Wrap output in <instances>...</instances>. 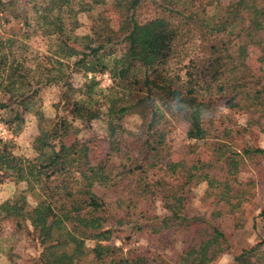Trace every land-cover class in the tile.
Masks as SVG:
<instances>
[{"label":"trees","instance_id":"obj_1","mask_svg":"<svg viewBox=\"0 0 264 264\" xmlns=\"http://www.w3.org/2000/svg\"><path fill=\"white\" fill-rule=\"evenodd\" d=\"M107 2L31 0L33 25L25 19L24 27L54 43L47 53L26 44L32 34L26 30L0 37V112L8 130L21 131L33 109L34 88L45 84L59 88L67 114L51 122L34 110L39 133L31 161L15 155L12 141L0 139V183L10 179L25 186L0 204V239L4 224L31 229L41 253L23 264H160L121 241L107 243L123 228L146 226L154 236L169 233V245L180 242L175 264H214L230 249L229 240L211 224L219 209L208 221L194 212L192 185L205 183L217 206L231 207V183L240 169L236 156L264 151L236 153L225 143L214 144L212 156L226 173L218 175L213 161L198 173L185 159L169 158L166 116L185 123L189 141L207 145L232 140L237 122L223 107L248 121L258 113L264 117V83L247 65L251 56L264 65V0H233L229 6L215 0H111L117 30L105 17ZM15 5L16 0H0V15ZM143 9L150 12L144 19ZM80 13L90 19L89 33L81 37L74 35ZM62 42H79L82 49L67 53ZM72 74L85 79L78 89ZM103 74L111 85L102 90L95 76ZM130 115L140 120L135 131L123 126ZM44 122L52 125L45 128ZM94 122L104 124V157L94 137L81 135ZM158 174H182L184 183L167 190ZM234 262L264 264V239Z\"/></svg>","mask_w":264,"mask_h":264},{"label":"rangeland","instance_id":"obj_2","mask_svg":"<svg viewBox=\"0 0 264 264\" xmlns=\"http://www.w3.org/2000/svg\"><path fill=\"white\" fill-rule=\"evenodd\" d=\"M31 0H16L14 10L7 11L0 15V37H8L13 33H17L20 29L28 31L31 34L29 40H25L27 45H30L33 51L46 52L50 49L54 50V43L49 42L40 37L38 31H33V27H24L25 19L30 20V25H33L32 12L30 10ZM216 3L223 6L232 5L233 0H215ZM108 5L105 8V17L110 21V25L114 30H117L119 24V15L110 6L111 0H108ZM99 13V8L93 11V15ZM141 17L147 18L150 15L149 10L143 9L140 11ZM79 26L74 28L75 36H84L89 33L90 19L85 13H80L77 16ZM20 30V31H21ZM35 32V33H33ZM65 45L64 49L73 52L80 51L82 48L74 42H62ZM113 50H118L119 46H114ZM255 55V54H253ZM74 60V59H73ZM252 75L255 78H260L264 83V65L256 61L254 56L247 60ZM107 75V78H104ZM91 75H88L90 78ZM96 80L99 82V89H107L111 85V79L108 74L96 75ZM71 84L75 89L81 87L85 79L81 74L71 75ZM34 104L33 109L25 115V124L21 131L15 135L3 124L4 114L0 112V133L2 130L6 132L5 138L2 141H12L14 144L13 152L17 156L31 161L36 156L33 150V141L38 135V121L34 116V110L40 109L46 120L54 122L55 118L63 119L67 117L66 111L59 103L60 90L52 84H45L34 88ZM221 111L228 113L234 117L237 122L230 134L232 140L214 141L209 145L203 142L189 141L186 137L187 127L185 123L166 116L169 121L167 134V153L173 161L185 159L187 166L193 171L201 173L204 165H210L209 161H213L212 169L216 170L218 175L226 173L222 162L217 160V155L211 153L212 147L215 149L218 146L214 144L225 143L231 150L240 153L242 149H261L264 151V117L258 119L260 113L254 114L252 119L248 121V116L236 112V110H226L224 107ZM139 118L135 115H130L123 120V126L126 130L135 131L139 124ZM48 124V125H47ZM51 123L44 122L43 126L49 128ZM49 126V127H48ZM84 137H94L97 142L98 149L103 153V157L107 150L105 143L104 124L100 122L92 123L91 131H83ZM235 159H240V169L238 174L232 181L231 207L228 205H216L215 198L206 192L207 185L205 183H196L192 185V200L191 207L194 212L204 218L206 221L210 219L212 213L219 209L217 221L211 224L217 225L228 237L230 249L221 254L214 264H236L234 257L241 253L242 250L248 249L255 243L264 239V153L250 156H236ZM211 169V170H212ZM206 171V169L204 170ZM160 181L167 190L177 189L184 183L183 175L180 178H162L158 174ZM24 184L16 183L10 179H6L0 183V204L6 200L15 198L24 189ZM31 203V199H28ZM157 215L165 214L159 202L155 205ZM156 225L157 222H154ZM143 231H136L131 228H123L117 232L109 242L110 245L118 246L120 241L123 244H128L125 248H132L140 254L147 255L149 258H154L160 264H175V257L181 250L180 242L174 241L169 245L166 241L169 239V233H162L154 236L150 230L143 226ZM169 234V235H168ZM132 236V238H129ZM117 237V238H116ZM131 239V240H130ZM87 247L93 246L92 242H87ZM0 264H23L31 259H35L41 253V247L31 233L29 228L18 230L11 224H4L2 230V238L0 239ZM118 255L116 256V258Z\"/></svg>","mask_w":264,"mask_h":264},{"label":"built area","instance_id":"obj_3","mask_svg":"<svg viewBox=\"0 0 264 264\" xmlns=\"http://www.w3.org/2000/svg\"><path fill=\"white\" fill-rule=\"evenodd\" d=\"M104 78H107V75H104ZM0 135H1L2 138H5L6 132L4 130H2Z\"/></svg>","mask_w":264,"mask_h":264}]
</instances>
